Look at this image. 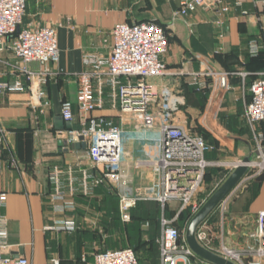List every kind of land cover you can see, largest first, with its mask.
<instances>
[{
  "label": "crops",
  "instance_id": "1",
  "mask_svg": "<svg viewBox=\"0 0 264 264\" xmlns=\"http://www.w3.org/2000/svg\"><path fill=\"white\" fill-rule=\"evenodd\" d=\"M179 1L25 0L23 26L56 27L59 61L29 66L32 71L41 70L45 74L44 100L34 101L29 91L0 97V194L7 196L5 206L0 209L6 220L5 255L23 256L30 264H49L52 257H57L60 264H92L93 255L105 250L101 249L106 237L102 226L114 230L118 227L114 223L119 218L106 209L115 206L118 211L116 187L102 185L90 197L76 198L75 209L63 216L51 211L46 197L53 167L72 166L96 172L86 148L66 149L60 142L67 131L79 130L84 118L76 107L78 75L88 70L85 55L110 53L111 30L117 23L154 21L167 27ZM223 2L230 11L222 26L216 24L214 13L199 9L186 18L187 25L178 22L168 30L169 48L162 57L166 74L147 80L154 92L166 88L181 96L185 105L176 112L172 124L182 126L192 135L199 132L210 147L205 159L211 166L204 174L194 203H205L243 155L264 149V122L250 125L245 117V107L250 101L248 86L258 73L264 72V0ZM252 46L256 52L251 50ZM0 58L16 62L4 50L0 51ZM192 74H203L199 78L201 87L190 86ZM15 79L16 74L0 64V81ZM100 99L102 107L91 115L111 119L121 127L123 143L125 139L121 189L135 198L136 204L158 197L157 206L161 204L164 211L165 203L159 200L163 196L161 173L154 164L160 156L159 124L145 129L135 123L129 112L120 109L108 87L103 88ZM63 101L73 105L72 123L61 118ZM44 102L48 105H43ZM260 176L244 184L227 200L224 211L217 207L202 224L212 236L215 234L214 247L224 244L241 249L254 231L257 215L264 210V174ZM175 200L167 201L170 209L161 212L159 226L162 218L176 219L177 215H166L176 207ZM101 203L105 204L102 213L107 218L105 226L94 219L96 207ZM59 218L73 220L77 230L72 233L51 230L53 220ZM160 235L161 227L157 240ZM233 235L236 240L232 242Z\"/></svg>",
  "mask_w": 264,
  "mask_h": 264
},
{
  "label": "built area",
  "instance_id": "2",
  "mask_svg": "<svg viewBox=\"0 0 264 264\" xmlns=\"http://www.w3.org/2000/svg\"><path fill=\"white\" fill-rule=\"evenodd\" d=\"M199 9L214 13L218 26L224 24V17L230 11L229 5L223 0H180L169 26L163 27L154 21L117 23L111 30L110 53H90L84 56V64L88 70L78 75L76 93V107L84 118L81 128L67 131L64 140L68 147L74 143H85L87 157L96 172L90 173L72 166L53 167L48 176L46 194L53 213L63 216L73 211L76 198L90 197L102 185L118 189V212L123 222L129 221L130 211L136 205V199L120 187L123 131L111 119L91 115L102 107L100 97L104 87L111 90L112 97L117 98L122 111L136 113V119L145 129L159 124L160 156L154 163L161 173L163 196L159 200L165 203L171 197H176L182 203L183 209L187 206L190 208L192 215L202 207L204 201L194 203L193 198L206 169L211 166L205 159V153L210 147L202 136L192 135L182 126L173 125L174 116L161 113L156 115L146 110L151 99L155 97L147 80L166 74L162 57L169 48L168 30L178 22L186 24V18ZM25 13V0H0V51L11 53L16 61L11 63L0 58V64L16 74L14 81H0V97L8 93L29 91L32 99L37 102L46 97L47 80L43 71H32L29 66L31 63H58L57 30L54 26L24 27ZM251 50L256 52V47L252 46ZM202 76L203 74H192L189 78L190 86L201 87L199 78ZM248 92L250 101L245 107V117L250 125L262 123L264 72L255 76L248 86ZM43 105L47 106L48 103L44 102ZM60 115L64 122L72 123L75 120L73 105L63 101ZM1 170L0 159V172ZM251 171L253 172L247 175ZM262 172L263 155L248 164L246 175L218 207L224 211L227 200ZM6 198V194H0V209L5 206ZM172 222L165 218L160 220L161 235L157 241L159 264H209L193 254L186 243L185 235ZM5 225L6 220L0 214V264H30L23 256L12 257L3 253L7 236ZM51 230L72 233L77 230V226L71 219L59 218L53 220ZM195 238L202 247L234 264H264V210L258 213L255 229L247 236L241 249L235 250L224 244L214 247L211 231L205 224L197 229ZM82 259L84 260V256ZM49 264H60V261L57 257H52ZM92 264L140 262L132 248H121L96 252Z\"/></svg>",
  "mask_w": 264,
  "mask_h": 264
},
{
  "label": "rangeland",
  "instance_id": "3",
  "mask_svg": "<svg viewBox=\"0 0 264 264\" xmlns=\"http://www.w3.org/2000/svg\"><path fill=\"white\" fill-rule=\"evenodd\" d=\"M154 93H155V97L151 99V101L146 107V110L149 112H153L156 115L157 114L159 115L161 113L163 115L165 114L169 116H174L176 112L179 111L184 104L181 96L177 95L176 93H173L170 89H166V88L157 89ZM129 113L131 114V116H133L132 117L133 120L135 119L134 120L135 123L137 122L140 123L135 117L136 115L135 112L130 111ZM157 118L159 119V116ZM196 134L201 135L199 132ZM124 147H125V139L123 143V148ZM261 174H264V172H262ZM151 198L153 199L154 197H151ZM152 199H148L147 201L143 202L144 206L147 209H149L150 213H152V221H150L149 223L147 222L143 223L140 220L136 222L135 216L137 217L139 215V212L137 211L134 213L133 211H131L129 214L130 215L129 221L123 222L120 219L119 213L115 206H106V209H108L109 211L113 213V217H116V218L118 217L119 220L114 223L118 225L116 230H114L115 228L105 229V227L102 226V231L106 233V237L103 240L101 249H118V248H132L133 249L135 248L137 249L138 255L147 261V256L153 253L155 248L158 246V243H157L158 233H156V221L159 220L161 216V212L166 213V211L170 209L169 202H165V205L163 208L164 211H163L161 210L162 209L161 204L157 206L158 197L154 198L153 200ZM172 199L175 200L176 197H171L170 200ZM116 202L118 203V200H116ZM101 204H102L101 205L102 207L100 205L96 207L95 212L97 214L94 213L95 214L94 219L96 218V220H99L101 224L104 225L107 223V221H105L107 220V218H105V214H102L103 210H105L103 208L105 204L103 203ZM175 205L176 207L172 210V213L167 212L166 215L167 217H170V215L172 216L177 215L176 219L172 222V224L175 227H178L182 231V233L185 234V230H186V227L189 221L186 219V216L185 217L182 216L183 214L180 216V214L186 211L188 206L183 209L182 203L180 202V200L176 201ZM109 211L107 212V216H110ZM141 225L144 227L145 232L139 231V226ZM214 235L212 236L213 238L215 237ZM232 238H233V240H231L232 242L236 240V237H234V235L232 236ZM144 243H146L147 245H145ZM231 245L234 246L233 243ZM141 262L143 264L145 263L143 262V260Z\"/></svg>",
  "mask_w": 264,
  "mask_h": 264
},
{
  "label": "water",
  "instance_id": "4",
  "mask_svg": "<svg viewBox=\"0 0 264 264\" xmlns=\"http://www.w3.org/2000/svg\"><path fill=\"white\" fill-rule=\"evenodd\" d=\"M60 139V137H59ZM61 145L67 149V142L65 140L60 141ZM71 149H85V143H74L69 146ZM264 156V149L254 150L243 155L240 163L236 166L234 171L224 181V183L208 198V200L202 205L199 211L191 218L186 230L185 240L189 249L200 260L209 264H234L233 262L226 260L216 253L209 251L202 247L196 240L195 234L197 229L208 219V217L215 211V209L221 204V202L232 192L237 184L242 180L248 171V164L252 163L255 158Z\"/></svg>",
  "mask_w": 264,
  "mask_h": 264
},
{
  "label": "trees",
  "instance_id": "5",
  "mask_svg": "<svg viewBox=\"0 0 264 264\" xmlns=\"http://www.w3.org/2000/svg\"><path fill=\"white\" fill-rule=\"evenodd\" d=\"M183 102H184L183 105H185V101H183ZM208 170L209 169L207 168L206 171H205V174L207 173ZM260 177H257L256 180L259 179ZM131 211H133V213L136 212V211L139 212V215L137 217L135 216L136 222H138V220L142 221L143 223L144 222H148L149 223L150 221H152V213H150L149 209H147L144 206V203H137L136 206H135V208L133 210H131ZM184 214H186V215H184ZM181 215L184 216V217L186 216V219L188 221L191 219V216H192L189 208H187L186 211H184L183 213H181L180 216ZM209 219H210V217H209ZM176 228L182 233V231L178 227H176ZM139 231L145 232V229H144V227L142 225L139 226ZM159 231H160V226H159V221L157 220L156 221V233H159ZM144 244L147 245L146 243H144ZM118 249H121V248H118ZM133 250L135 251V253H136L137 257H138L140 264H143L141 262L142 260H143V262H145L144 264H159V245L155 248V250L153 251V253H151V254H149L147 256V261L144 260L142 257H140L138 255L137 249L133 248Z\"/></svg>",
  "mask_w": 264,
  "mask_h": 264
}]
</instances>
